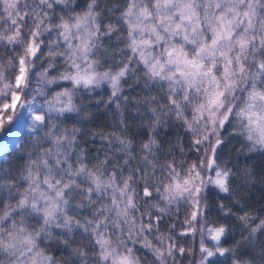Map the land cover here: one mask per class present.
I'll return each mask as SVG.
<instances>
[{
    "label": "snow or ice",
    "instance_id": "1",
    "mask_svg": "<svg viewBox=\"0 0 264 264\" xmlns=\"http://www.w3.org/2000/svg\"><path fill=\"white\" fill-rule=\"evenodd\" d=\"M128 79L145 92L138 144L121 110ZM61 81L70 86L52 90ZM104 83L121 118L92 133L107 151L90 163L80 121L65 122L86 119L83 97ZM20 110L34 135L30 151L0 159V264H63L53 243L69 264H264V216L232 186L264 183L246 163L264 154V0H0V125ZM170 128L190 137L188 152L165 149ZM229 137L232 166L221 159ZM210 189L233 197L218 205L238 221L228 246V226L209 219ZM197 236L198 251L184 241Z\"/></svg>",
    "mask_w": 264,
    "mask_h": 264
},
{
    "label": "trees",
    "instance_id": "2",
    "mask_svg": "<svg viewBox=\"0 0 264 264\" xmlns=\"http://www.w3.org/2000/svg\"><path fill=\"white\" fill-rule=\"evenodd\" d=\"M85 0H80V4L83 5ZM116 35H119L118 33ZM116 35H114L111 40L104 38V43L106 46L116 44ZM47 49L45 48V52ZM109 63H114L112 60L105 62V67ZM56 68L50 70L51 75H58L59 71L63 69L62 58H57ZM46 66V61H45ZM103 70V69H101ZM122 92L120 94L121 100H124V97H127V101L124 100L123 113H124V122L127 126L126 131L129 138L134 141V144H138L141 140L147 139V129L142 125L140 114L135 111L137 107L143 108L142 104H138V101H142L145 92L143 90V83L136 84L134 79H128L127 82H122ZM60 86H70L67 85V82H60V85H52V90H60ZM86 91V90H85ZM41 99V98H40ZM81 98H78V100ZM83 103L87 111V118H82L84 114H81V117H75L69 121H66L69 128L72 127L77 120L80 121L78 127H80L81 132L79 134V144L83 147L89 154L88 159L90 163H95L96 158L103 160L104 153L107 151L106 141H103L96 137L92 138L93 132L104 131L105 133L112 131L113 126L119 127L120 118L118 119V113L115 111V105L107 103V93L103 91L102 93H96L95 90L92 91L91 96L83 97ZM161 140L164 141V147L167 149L169 147V142L173 147L177 144L182 143L184 145V151L188 152V146L190 144V137L187 134L184 135L183 139H179L175 129H168L167 134L165 130L161 129ZM224 135L228 137V132L225 131ZM32 141L23 142L19 149L12 153L8 159H13L15 156H20L26 151L31 150ZM118 145H114L112 152L114 155L115 148ZM239 147V144L236 140H232L230 137L226 143L224 153L221 157L223 161L230 162L228 166L236 163V152L235 148ZM229 149H232L229 151ZM175 154L177 158H181V153L178 147L175 148ZM195 153H189L188 158L191 160L194 158ZM241 167H244L245 158L240 157ZM113 163L115 161H112ZM17 165L22 164L23 161H16ZM247 165L252 166L256 175L257 181L261 176H264V154L254 153L251 156V159L246 161ZM232 186L235 191V195L240 198L241 204H243L246 210L253 211L258 216H264V183L256 182L250 186L241 188L240 181L233 178ZM207 200L209 208V219L217 221L219 223H224L229 228V235L225 238V246H228L233 243L234 239L239 238V230L236 229L235 235L232 234V229L235 225L238 224V221L234 216L224 217L222 213L218 211V205L220 202L225 204H232L233 197L225 198L220 194L209 190L207 193ZM235 208L239 209L240 205H233ZM186 246H193L196 251L199 249V237L197 236L195 241L192 238H184ZM80 239L77 237L74 243H79ZM62 245L53 243L51 245L52 254L56 257L57 261H63V264H69L68 259V250L63 249ZM185 263H187V257H185ZM224 264H231L230 259L225 260Z\"/></svg>",
    "mask_w": 264,
    "mask_h": 264
},
{
    "label": "rangeland",
    "instance_id": "3",
    "mask_svg": "<svg viewBox=\"0 0 264 264\" xmlns=\"http://www.w3.org/2000/svg\"><path fill=\"white\" fill-rule=\"evenodd\" d=\"M94 90L96 93H102L103 91H106L107 103H108V100L111 94V89L108 87L106 83L101 84L99 87L95 88ZM37 99L39 100L40 98L38 97ZM121 106L123 109L124 100H121ZM20 111H21V114L15 117L13 121L5 120L4 124L0 125V159L4 158L5 153H7L9 157L12 153L16 152L19 149L20 145L23 142L31 140L30 136L34 135V134H30L28 131V125L31 123V120L28 116L27 111L26 110H20ZM115 111L116 113H118V119L121 118L119 112L116 109V105H115ZM116 155L118 154L116 153ZM210 190L220 194L221 196L225 198L231 197L225 193H219L215 189H210ZM178 215H179L180 220L182 221L183 220V210H181L180 213H178ZM167 226H168L167 223H164L161 225V227L165 229L167 228ZM77 237L81 239L79 236ZM185 238H191V237H185ZM206 242L211 244L210 240L206 239ZM136 247L139 248V245H137ZM141 253H143V250H141ZM142 259H143V255H142ZM213 259H216V258H213ZM220 259L223 260L224 258H220Z\"/></svg>",
    "mask_w": 264,
    "mask_h": 264
}]
</instances>
